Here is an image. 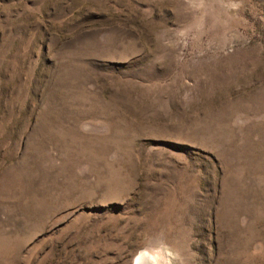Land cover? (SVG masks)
<instances>
[{
  "label": "rangeland",
  "instance_id": "rangeland-1",
  "mask_svg": "<svg viewBox=\"0 0 264 264\" xmlns=\"http://www.w3.org/2000/svg\"><path fill=\"white\" fill-rule=\"evenodd\" d=\"M264 264V0H0V264Z\"/></svg>",
  "mask_w": 264,
  "mask_h": 264
},
{
  "label": "clouds",
  "instance_id": "clouds-1",
  "mask_svg": "<svg viewBox=\"0 0 264 264\" xmlns=\"http://www.w3.org/2000/svg\"><path fill=\"white\" fill-rule=\"evenodd\" d=\"M131 264H183L179 253L174 252L163 240L137 250Z\"/></svg>",
  "mask_w": 264,
  "mask_h": 264
}]
</instances>
